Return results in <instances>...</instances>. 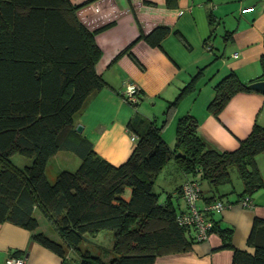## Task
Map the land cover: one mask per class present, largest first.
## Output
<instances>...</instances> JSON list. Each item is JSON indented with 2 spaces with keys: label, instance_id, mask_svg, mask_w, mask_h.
Masks as SVG:
<instances>
[{
  "label": "trees",
  "instance_id": "obj_1",
  "mask_svg": "<svg viewBox=\"0 0 264 264\" xmlns=\"http://www.w3.org/2000/svg\"><path fill=\"white\" fill-rule=\"evenodd\" d=\"M89 1L0 0V222L30 230L34 240L61 256L60 264H72L68 248L76 250L78 264H154L157 255L188 250L196 240L193 227L177 221L171 195L160 199L152 190L160 170L173 159L181 171L196 175L199 183L207 184L200 191L206 204L251 197L264 186L255 158L264 150V124L254 122L234 149L219 150L201 136L198 119L185 112L176 118L170 147L161 128L182 95L195 88L198 70L167 102L160 124L136 112L129 118L127 127L136 143L126 160L115 165L98 155L92 142L75 130L76 115L87 97L107 84L95 69L101 50L94 34L109 24L91 30L76 14ZM167 31V26H156L143 37L158 44ZM135 40L117 56L131 53ZM259 60V78H264V50ZM250 82L230 71L215 84L208 109L217 114L235 92L257 90ZM136 93L140 99V89ZM60 150L74 152L80 161L73 170L61 169L50 182L45 166ZM14 152L31 161L15 164ZM232 168L242 188L229 201L223 197L234 191ZM126 185L128 198L122 196ZM36 211L53 225L59 241L38 229ZM213 212L204 210L211 221L207 234L217 232L221 247L232 248L231 264H264V218L253 217L246 239L253 247L250 252L233 246L232 226L221 225ZM104 228L112 230L110 257L102 259L80 248L86 233L95 235Z\"/></svg>",
  "mask_w": 264,
  "mask_h": 264
},
{
  "label": "crops",
  "instance_id": "obj_2",
  "mask_svg": "<svg viewBox=\"0 0 264 264\" xmlns=\"http://www.w3.org/2000/svg\"><path fill=\"white\" fill-rule=\"evenodd\" d=\"M71 1L80 3L84 0ZM76 14L91 30L109 24L94 34L101 50L95 69L107 84L87 97L75 118V124L82 125L80 134L90 140L94 151L109 162L122 163L135 146L136 138H131L133 132L127 127L129 118L136 112L158 124L161 118L157 114L163 116L167 102L198 70L195 88L182 95L161 128L164 140L171 142L174 136L169 128L172 125L171 130L174 129L176 118L185 112L198 119L201 136L219 150L234 149L254 122L264 124V92L260 90L235 92L217 114L208 109L215 84L230 71L244 82L260 79L264 0H91L79 7ZM156 26H167L169 31L159 38L158 44H151L143 35ZM134 39L131 53L117 56ZM205 39H209L210 48L205 45ZM234 52L237 53L235 56ZM128 82L135 83L140 89L141 98L135 105L122 96ZM255 158L264 178V150ZM166 164L155 183L160 178L166 179L159 187L171 195L179 212L185 208L180 186L196 175L181 171L174 161ZM168 169L173 173L170 177L166 173ZM200 186L202 191L207 189L205 182H200ZM241 188L242 182L223 199L235 200ZM251 202L250 206L239 201L229 202L228 206L213 212V217L219 219L221 225L232 226L233 246L250 252L253 247L246 239L253 217L264 218V186L252 193ZM196 203L200 209L206 206L201 197ZM101 230L94 235L95 241L92 240L96 245L94 253L107 259L112 254L109 251L112 230ZM53 239L59 241L58 234ZM221 242L219 234L211 231L204 239L193 241L188 250L157 255L154 264H231L233 250L221 247ZM11 253L23 256L26 264H60L61 261L59 254L34 240L30 230L2 221L0 264H4L6 256Z\"/></svg>",
  "mask_w": 264,
  "mask_h": 264
},
{
  "label": "rangeland",
  "instance_id": "obj_3",
  "mask_svg": "<svg viewBox=\"0 0 264 264\" xmlns=\"http://www.w3.org/2000/svg\"><path fill=\"white\" fill-rule=\"evenodd\" d=\"M157 116H159L161 118V119L159 118L160 120L158 122V124H160L161 121L163 120L162 117H164V116H162L161 114H159V115L157 114ZM171 127H172V125L169 128L170 129V133H172V136H175V133H174L175 132L174 131L175 127L172 130H171ZM173 141H174V137L171 138V142H168V141L165 140V142L170 147L172 146V142ZM11 160L15 164H17L19 166H23L24 164H27V163H29L31 161V157H28V156H25L23 154L14 152V153L11 154ZM79 161H80L79 157L74 152H72L70 150H60V151H58L55 155L51 156L48 159L47 163H46L45 174H46L47 179L50 182H52L54 180L56 174L61 169L73 170V169H75L77 167V165L79 164ZM171 161H173V159L169 160L168 163H171ZM168 168H170V166H168ZM166 173L170 174L168 177L173 175L171 169H168ZM231 176H232V184H233L234 188H237L240 185L241 180H240V178L238 176V173H237L235 168L231 169ZM165 180L166 179L161 180V178H160V180H157L156 183H154V185L152 187L153 191H156V192L160 193V199H164L165 196H166V194L159 187V184H161ZM203 183H204V181H203ZM165 184H167V183L165 182ZM231 193L232 192H229L227 196L231 195ZM129 195H130V187L128 185H126L125 188H124V192H123L122 196L125 197V198H128ZM36 215L39 218V227H38V229H42L48 235H50L52 238H56L57 234H56V232L54 230L53 225L48 220H46V218L42 214H40L39 212H36ZM101 231H110V230L107 229V228H104ZM85 235H86L85 237L90 238L91 240L84 238L80 242L79 246H80L81 249H85L86 248V249H89L91 252L94 253L96 251V245L92 242V240L95 241V239L93 238L94 235H91L89 233H86ZM97 237H99V236H97ZM96 239H98V238H96ZM68 256H70V262L72 264H78L79 256L75 252V250H70V251L68 250Z\"/></svg>",
  "mask_w": 264,
  "mask_h": 264
},
{
  "label": "built area",
  "instance_id": "obj_4",
  "mask_svg": "<svg viewBox=\"0 0 264 264\" xmlns=\"http://www.w3.org/2000/svg\"><path fill=\"white\" fill-rule=\"evenodd\" d=\"M207 48H210L211 43L205 44ZM237 53L234 52L235 56ZM137 86L133 82H128L123 91V98L129 102H136L138 100L137 96ZM131 138L135 139L136 135L131 134ZM201 186L196 177H191L186 179L181 185V194L185 200V208L178 212L177 221L182 225H190L194 229V236L196 240L204 239L207 236V229L211 225L209 221L204 216L205 209H222L228 206L230 203L225 202L221 199H216L210 204H206L204 209H200L197 206V199L200 197ZM239 202L242 205L250 206L252 204L251 197L249 195H244ZM4 264H26V260L23 256L17 254H8L5 258Z\"/></svg>",
  "mask_w": 264,
  "mask_h": 264
},
{
  "label": "water",
  "instance_id": "obj_5",
  "mask_svg": "<svg viewBox=\"0 0 264 264\" xmlns=\"http://www.w3.org/2000/svg\"><path fill=\"white\" fill-rule=\"evenodd\" d=\"M249 85L252 88H255L257 90L263 91L264 92V78H260V79H256L253 80L249 83ZM82 129V125L80 123H76L75 124V130L80 132Z\"/></svg>",
  "mask_w": 264,
  "mask_h": 264
}]
</instances>
